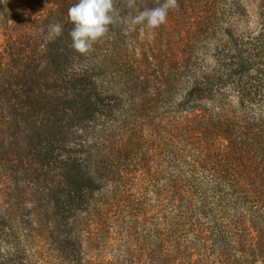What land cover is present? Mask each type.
Instances as JSON below:
<instances>
[{
	"label": "trees",
	"instance_id": "obj_1",
	"mask_svg": "<svg viewBox=\"0 0 264 264\" xmlns=\"http://www.w3.org/2000/svg\"><path fill=\"white\" fill-rule=\"evenodd\" d=\"M126 3L114 0L112 36H121ZM198 27L221 34L215 36L216 65L198 64L194 51L178 54L173 80L154 88L166 94L151 100L110 75L101 42L86 55L75 54V64L63 55L55 85L61 104L51 108L61 119L48 114V127L62 136L63 152L69 149L68 157L62 155L66 182L56 204L63 211L56 209L74 215L69 231L80 255L83 240L91 239L102 256L104 228L120 223L126 226L120 256H134L132 243L143 237L154 247L144 255L152 256L148 264H264V258L255 260L264 257V228L247 242L236 233L264 219V100L255 103L264 89V38L235 33L212 17ZM231 96L244 114L227 105ZM208 101L220 108L209 109ZM149 104L168 114L162 124H144ZM81 123L90 134L72 149ZM140 124L152 132H134ZM49 144L52 155L56 147Z\"/></svg>",
	"mask_w": 264,
	"mask_h": 264
},
{
	"label": "rangeland",
	"instance_id": "obj_2",
	"mask_svg": "<svg viewBox=\"0 0 264 264\" xmlns=\"http://www.w3.org/2000/svg\"><path fill=\"white\" fill-rule=\"evenodd\" d=\"M77 2L0 0V264H148L152 257L144 255L154 247H146L148 240L139 236L132 243L134 256H120L125 250V239L121 238L126 229L120 223H110L104 228L108 237L101 248L102 256L95 252L96 244L91 239L83 240V255H80L75 233L69 231L74 215L67 210L57 215V207L63 211L62 203L56 204L66 182L61 175L65 160L62 155L68 157L69 149L63 152L66 144L58 141L62 136L56 130H49L48 122L53 117L61 119V114L53 113L51 108L61 104L55 85L59 80L56 70L65 63L63 55L69 58L70 65L77 60L75 54L80 56L68 48L73 25L67 13ZM126 4L124 18L135 15L136 11L128 9ZM178 4V9L169 12L167 23L154 32L145 30L141 34L139 26L136 31L128 32L121 21V36H112L109 31L108 39L101 42L105 46L101 53L108 59L110 75L138 87L137 95L141 99L151 100L166 94L154 88L173 80L178 54L182 57L194 51L198 64L216 65L214 55L219 45L215 36L221 34L198 27L209 17L216 18L219 26L231 27L235 33L253 32L264 38V0H178ZM137 6L139 10L156 7L158 0H137ZM54 23L62 25V35L50 38L48 26ZM43 74L48 77L42 79ZM49 77L54 82H49ZM262 90V97L257 96L255 100L259 105L264 100ZM231 99L227 105L237 114H244L239 100L234 96ZM213 102H207L209 109L220 108ZM245 104L249 107V103ZM148 106L144 124L158 125L163 123V116L168 118L163 109ZM78 126V133L74 128L72 149L78 139L91 131L89 125ZM139 126L134 132L138 131L140 136L146 130L152 132ZM50 142L56 150L47 155ZM253 222L246 223V232H236L237 240L247 242L251 239L249 236L256 235L258 227L264 228L263 218ZM203 257L210 258L211 262L219 258ZM263 258L256 256L255 260Z\"/></svg>",
	"mask_w": 264,
	"mask_h": 264
},
{
	"label": "clouds",
	"instance_id": "obj_3",
	"mask_svg": "<svg viewBox=\"0 0 264 264\" xmlns=\"http://www.w3.org/2000/svg\"><path fill=\"white\" fill-rule=\"evenodd\" d=\"M126 7L135 10V15H129L122 19L126 31L141 29V34L147 31H155L167 23L168 14L179 8L178 0H163L158 6L139 10L137 0H127ZM68 19L73 25L69 35L71 47L78 53L86 55L93 50L94 44L102 42L109 34L110 25L116 23V8L114 0H78L68 9ZM60 23L48 26L50 38L62 35Z\"/></svg>",
	"mask_w": 264,
	"mask_h": 264
}]
</instances>
